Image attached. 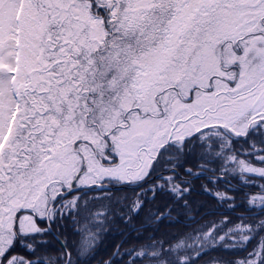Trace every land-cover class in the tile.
<instances>
[{
    "label": "snow or ice",
    "instance_id": "snow-or-ice-1",
    "mask_svg": "<svg viewBox=\"0 0 264 264\" xmlns=\"http://www.w3.org/2000/svg\"><path fill=\"white\" fill-rule=\"evenodd\" d=\"M204 176L254 215L197 221ZM158 199L185 229L102 264H264V0H0V264H91Z\"/></svg>",
    "mask_w": 264,
    "mask_h": 264
},
{
    "label": "trees",
    "instance_id": "trees-1",
    "mask_svg": "<svg viewBox=\"0 0 264 264\" xmlns=\"http://www.w3.org/2000/svg\"><path fill=\"white\" fill-rule=\"evenodd\" d=\"M208 176H211V173ZM208 176L192 178L193 192L190 201L192 204V215L196 217L197 221L200 223L221 221L225 217H228L229 220L238 222V217L242 215L249 218L254 215L253 212L247 210L245 205H237L232 208L224 207L213 196L207 194L205 187L212 188L216 187L215 185L220 187L221 185L222 187L225 186L222 182L215 185L210 183ZM237 183V181H233V185L238 186ZM245 192L250 191L248 188H243L238 193L244 194ZM102 205V201L97 203L98 207L103 208ZM158 208H163L162 200L158 199L154 203L149 202L139 215H133L131 221L125 223L120 218V215L117 214L123 211V207L114 204L112 206L113 215L108 222L106 230L100 236L96 256L91 264H102L104 260L112 258L117 245H121V252H123L125 249L139 248L141 244L149 243V236L161 238L165 233L172 234L185 229L184 223L169 224L167 221L160 224L149 223V211L155 212ZM180 219L184 220L185 218L181 217ZM212 256H226V253L213 252ZM207 259L209 257H205V260ZM113 264H120L119 259L113 258Z\"/></svg>",
    "mask_w": 264,
    "mask_h": 264
},
{
    "label": "rangeland",
    "instance_id": "rangeland-1",
    "mask_svg": "<svg viewBox=\"0 0 264 264\" xmlns=\"http://www.w3.org/2000/svg\"><path fill=\"white\" fill-rule=\"evenodd\" d=\"M237 185H238V183H237ZM215 186L216 187H212V188L211 187H209V188L207 187V189L209 191H207V192L205 191V192L207 194H210L211 196H213L215 198V200L220 203V205L229 208V206L227 204H221V202L213 195V193H216V192H226V187L224 185H223L224 187H222V185H221V187L217 186V185H215ZM248 189H249L250 193H253V194L258 192L257 188H254V189L248 188ZM227 194L230 195V196H235L236 197L235 206H237V205H245L247 210L249 211L248 205H247V203H245L247 197H245L244 194H240L238 192H228ZM95 210L104 211L103 208L98 207L97 205H96ZM228 255L229 254L226 253L225 257H227ZM201 264H204V262H201Z\"/></svg>",
    "mask_w": 264,
    "mask_h": 264
}]
</instances>
